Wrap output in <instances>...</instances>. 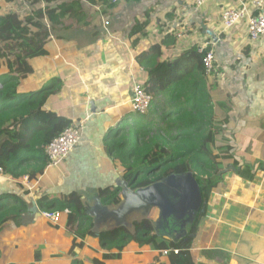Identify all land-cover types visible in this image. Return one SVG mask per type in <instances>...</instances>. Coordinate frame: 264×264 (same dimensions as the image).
<instances>
[{
	"label": "crops",
	"instance_id": "obj_1",
	"mask_svg": "<svg viewBox=\"0 0 264 264\" xmlns=\"http://www.w3.org/2000/svg\"><path fill=\"white\" fill-rule=\"evenodd\" d=\"M65 1L79 5L65 7L53 22L43 21L49 31L46 55L25 60L22 48L0 44V86L15 74L18 93L28 96L59 80L60 89L46 108L71 124L82 123V140L59 165L33 179L0 177V196L15 194L28 205L19 222L0 230V264H155L165 259L155 246L162 237L145 247L133 241L118 252L104 248L97 232L72 254L76 234L67 226V215L59 214L58 222L46 218L39 200L77 192L98 212V219L96 212L91 217L102 229L112 225L99 219L108 206L99 190L129 181L107 139L137 117L131 108L133 86L148 79L140 55L159 43L164 58L174 57L207 42L216 55L214 76L208 75L211 93L215 102L224 101L222 115L229 119L224 136L239 167L249 168L254 178L242 177L239 168L226 163L191 253L195 264H264V37L253 41L249 36L252 0H211L202 6L196 0ZM233 7L244 8L247 16L226 29L222 15ZM11 10L24 20L35 9L23 0H0V16ZM143 217L134 213L130 220L135 224Z\"/></svg>",
	"mask_w": 264,
	"mask_h": 264
},
{
	"label": "trees",
	"instance_id": "obj_2",
	"mask_svg": "<svg viewBox=\"0 0 264 264\" xmlns=\"http://www.w3.org/2000/svg\"><path fill=\"white\" fill-rule=\"evenodd\" d=\"M23 1L34 7L33 16L21 20L13 10L0 16V44L22 48L27 60L32 55L47 54L45 41L49 31L43 21L53 22L63 16L65 7L79 4L65 0ZM35 30L39 33L35 34ZM138 32L134 28L133 33ZM200 46L196 44L180 55L165 58L159 43L143 52L139 60L148 74L145 90L153 98L150 113L136 115L133 123L119 127L107 139L110 153L122 162L124 177L132 188L188 171L194 173L200 186L203 205L188 234L178 242L162 237L155 245L159 250L176 248L179 252L166 255L163 261L157 258L155 264H195L191 249L201 231L211 193L222 181L226 163L239 168L242 177L254 178L249 168L239 167L240 162L234 158L232 146L224 136L229 119L222 115L224 101H214L211 77L206 75L203 63L207 49L200 51ZM13 75L0 86V167L12 178L33 179L47 168L45 147L72 122L46 108L48 98L60 89L59 80L27 96L18 93L19 80ZM99 196L104 204L115 206L121 202V189L115 185L101 188ZM39 203L46 211L67 215V226L76 234L72 254L84 247L85 240L96 236L89 207L79 193L47 196ZM27 207L15 194L1 195L0 230L10 221L19 222ZM156 213L153 210L149 218L136 222L133 231L122 226L101 232L100 243L104 248H117L118 252L133 241L140 247L149 245L158 237L152 225ZM111 256L112 253L106 255Z\"/></svg>",
	"mask_w": 264,
	"mask_h": 264
},
{
	"label": "water",
	"instance_id": "obj_3",
	"mask_svg": "<svg viewBox=\"0 0 264 264\" xmlns=\"http://www.w3.org/2000/svg\"><path fill=\"white\" fill-rule=\"evenodd\" d=\"M117 186L121 189V202L115 206L108 205L99 218L112 221V225L102 229L96 217L98 212L93 208L97 218L93 220V232L100 234L122 226L133 231L135 224L130 220L131 215L142 212L144 217L137 220L141 222L157 210L158 216L152 221L155 235L178 242L188 234L203 205L200 186L191 171L169 174L144 187L132 188L124 179L118 180ZM93 212L89 209L88 214L92 216Z\"/></svg>",
	"mask_w": 264,
	"mask_h": 264
},
{
	"label": "built area",
	"instance_id": "obj_4",
	"mask_svg": "<svg viewBox=\"0 0 264 264\" xmlns=\"http://www.w3.org/2000/svg\"><path fill=\"white\" fill-rule=\"evenodd\" d=\"M211 0H196L197 6H202L206 2ZM252 4L255 7L254 14L249 16L248 31L251 40L258 41L264 37V0H252ZM102 20L105 25L109 24L107 16L102 14ZM247 12L244 8H230L224 11L222 15V22L226 29L236 26L240 20L246 18ZM207 49V50H206ZM206 50V51H205ZM200 51H205L203 58L204 68L206 75L212 74L216 70L215 66V50L210 47L209 43H204L200 46ZM152 95L149 94L144 85L140 83H134L131 108L135 115H146L152 105ZM82 140V123L77 122L71 124L65 128L63 132L55 137L46 147L45 153L48 157V167L59 165L74 148ZM4 176L3 168L0 167V177ZM44 216L54 222L59 220L58 211H45ZM179 250L176 248H167L160 250V253L164 256Z\"/></svg>",
	"mask_w": 264,
	"mask_h": 264
},
{
	"label": "rangeland",
	"instance_id": "obj_5",
	"mask_svg": "<svg viewBox=\"0 0 264 264\" xmlns=\"http://www.w3.org/2000/svg\"><path fill=\"white\" fill-rule=\"evenodd\" d=\"M146 115H148V112H147V114Z\"/></svg>",
	"mask_w": 264,
	"mask_h": 264
}]
</instances>
